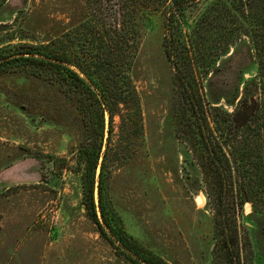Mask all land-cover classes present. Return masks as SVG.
I'll return each instance as SVG.
<instances>
[{
    "label": "rangeland",
    "instance_id": "1",
    "mask_svg": "<svg viewBox=\"0 0 264 264\" xmlns=\"http://www.w3.org/2000/svg\"><path fill=\"white\" fill-rule=\"evenodd\" d=\"M93 4L0 0V50L9 54L19 44L46 43L94 20ZM163 23L155 11L139 22L130 72L135 105H121L113 118L104 201L127 234L167 264H223L214 209L175 131L177 95ZM34 72L28 64L0 70V264H136L83 205V114L58 92L57 77L51 86L45 70ZM255 73L248 42L235 43L206 85L207 100L232 110ZM97 198L95 190V203ZM236 223L243 262L264 264V216L248 203Z\"/></svg>",
    "mask_w": 264,
    "mask_h": 264
},
{
    "label": "trees",
    "instance_id": "2",
    "mask_svg": "<svg viewBox=\"0 0 264 264\" xmlns=\"http://www.w3.org/2000/svg\"><path fill=\"white\" fill-rule=\"evenodd\" d=\"M93 5L94 20L46 43L19 44L9 54L0 50V70L28 64L35 76L45 70L51 86L57 77L58 92L83 114L85 144L78 157L85 166L83 205L90 219L134 263L167 264L127 234L103 196L113 118L121 105H135L130 72L139 22L149 12L161 13L163 50L174 70L177 137L201 173L223 264H245L236 222L248 203L264 216V0H94ZM242 40L253 53L256 73L229 111L207 100L206 85L220 59Z\"/></svg>",
    "mask_w": 264,
    "mask_h": 264
}]
</instances>
